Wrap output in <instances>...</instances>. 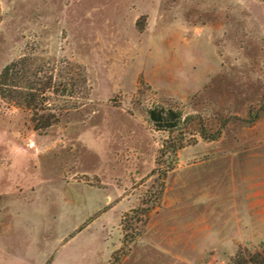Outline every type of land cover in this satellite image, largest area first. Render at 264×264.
Instances as JSON below:
<instances>
[{
  "label": "rangeland",
  "instance_id": "obj_1",
  "mask_svg": "<svg viewBox=\"0 0 264 264\" xmlns=\"http://www.w3.org/2000/svg\"><path fill=\"white\" fill-rule=\"evenodd\" d=\"M21 59L50 87L32 107L0 97V264L261 250L263 0H0V73Z\"/></svg>",
  "mask_w": 264,
  "mask_h": 264
},
{
  "label": "trees",
  "instance_id": "obj_2",
  "mask_svg": "<svg viewBox=\"0 0 264 264\" xmlns=\"http://www.w3.org/2000/svg\"><path fill=\"white\" fill-rule=\"evenodd\" d=\"M264 1V0H263ZM25 59L18 60L7 65L0 73V97L2 99L9 100L15 104L24 102L27 107L36 106L37 101L42 93H44L49 87L50 82L41 84L30 79V71L26 69ZM25 82L27 85V92L22 93L19 90L20 83ZM39 85V87H38ZM44 99H42L43 101ZM148 118L156 128V130L170 131L175 129L182 120L180 112L172 109L164 108H152L147 111ZM36 124L34 125L35 130L46 129L57 122L55 115L51 117L40 116L34 119ZM165 177V175H164ZM142 212V211H141ZM149 209H146V213ZM146 221H144V224ZM130 238V242H133L135 237ZM227 264H264V243L262 244L261 250L254 253H250L245 249H238L233 258L229 260Z\"/></svg>",
  "mask_w": 264,
  "mask_h": 264
},
{
  "label": "crops",
  "instance_id": "obj_3",
  "mask_svg": "<svg viewBox=\"0 0 264 264\" xmlns=\"http://www.w3.org/2000/svg\"><path fill=\"white\" fill-rule=\"evenodd\" d=\"M256 194H257V192H256ZM261 203L260 202H258V203H256V204H254V205H252V207L254 208V207H256L257 205H260ZM251 207V208H252Z\"/></svg>",
  "mask_w": 264,
  "mask_h": 264
}]
</instances>
